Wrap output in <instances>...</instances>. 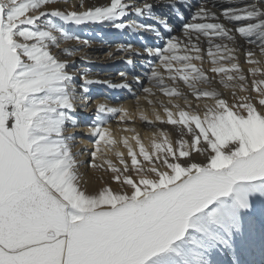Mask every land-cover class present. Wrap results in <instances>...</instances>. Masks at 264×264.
<instances>
[{
    "label": "snow or ice",
    "instance_id": "6c2138e0",
    "mask_svg": "<svg viewBox=\"0 0 264 264\" xmlns=\"http://www.w3.org/2000/svg\"><path fill=\"white\" fill-rule=\"evenodd\" d=\"M54 19L162 43L118 45L148 70L113 83L76 66L62 43L91 42ZM94 84L138 87L155 131L115 138L131 114L97 99L89 166L111 183L90 191L71 130ZM0 264H264V0H0Z\"/></svg>",
    "mask_w": 264,
    "mask_h": 264
},
{
    "label": "bare ground",
    "instance_id": "6f19581e",
    "mask_svg": "<svg viewBox=\"0 0 264 264\" xmlns=\"http://www.w3.org/2000/svg\"><path fill=\"white\" fill-rule=\"evenodd\" d=\"M77 0H71V3H76ZM107 0H86V3L88 5H102L106 3ZM136 2H139V0H136ZM191 2H195V0H191ZM67 7V5L65 6ZM168 9L160 8L156 10V14H159L160 12H167ZM137 19L138 22L143 23H153L150 20H147L146 18H137L134 14H130L127 20H125V23H128L129 21ZM54 22L60 23L64 25V22L59 21L58 19H54ZM71 25H64L66 30L70 28ZM84 26L89 27V31L93 34H99L100 39L96 43H91L90 47H82L80 45L75 44V42H64L62 43L61 47H68L72 48L73 46L77 50V55L75 57V64L79 68H88L93 74H99L98 76H95L93 78H99L101 80H110L113 83H122L124 81L121 80L118 73L120 71L128 72V82L133 83V76L132 73L135 71L136 73L142 74L143 72L148 70V65L145 64L143 68L140 67V65L144 62L143 57H133V59L136 60L137 67L133 69L131 66L127 65L124 57L125 53L116 51L117 46L120 44H128L131 43L136 48H141L142 44L147 42L149 46L153 44H159L162 43L158 41L154 36L146 37V40H141L140 35L145 34H136L131 29L127 30H119L114 27H111L108 23H89ZM178 34V33H174ZM109 51L113 52V55L109 57L108 53ZM103 52L105 55L103 56L106 60L103 59V61H99L100 58L98 57L99 54ZM81 57H86V60H82ZM152 59V58H148ZM241 63L242 66L247 69L248 65L243 63V57H241ZM116 72V74H115ZM144 86H150L147 82V80H144ZM218 86V85H217ZM127 93V89H112L109 88L106 85L102 84H94L91 86V95L92 100L90 101V104L92 105V110H86L84 111L81 119L80 126L74 130H71L74 135L79 132L81 135L79 136V140L76 139V147L74 148V151L80 153L78 156V159L80 160V173L83 177V180L85 183L83 184L84 187H87L88 190H94L101 187V180L100 178L103 177V180L105 182L111 183L109 175L105 174L102 170L101 171H95L93 170L89 164L91 160L90 153L93 149V143L92 138L87 133L88 124L85 122L89 118L93 117V111H94V103L97 99H103L107 98V102L110 104V106H120L123 105L126 107L131 114L130 121L125 125L122 123H118L119 117H111L109 119V126L112 130V134L115 138L120 139L122 136H129L131 137L132 133L121 131V129L128 127V128H135L136 131L140 134L141 138L143 139L145 145L147 146L149 144V140L151 137V134L155 129H153L151 126H148L144 121L141 120V114L147 116L149 119H154L153 116V105H150L148 101L145 99V95L138 87L135 85L133 86V92H132V99L128 96H123V98L117 97L120 92ZM154 91L157 92L155 97H148L149 100L159 101L164 100L165 103H167V98L162 96L157 90L154 89ZM135 93V95L133 94ZM139 97V99H137ZM79 111V109H78ZM162 114V113H161ZM79 134V133H78ZM78 137V136H77ZM134 143V142H133ZM88 147L90 153L88 152ZM119 150L125 151L122 145L117 146ZM108 155L111 157L112 153L109 152ZM112 187L116 188V184L112 183Z\"/></svg>",
    "mask_w": 264,
    "mask_h": 264
},
{
    "label": "rangeland",
    "instance_id": "374dc122",
    "mask_svg": "<svg viewBox=\"0 0 264 264\" xmlns=\"http://www.w3.org/2000/svg\"><path fill=\"white\" fill-rule=\"evenodd\" d=\"M68 31L71 32V33L74 34V35L79 36L80 39H82V40H89L91 43H96V42L101 38L100 35H99L98 33H97V34H93L92 32L89 31V27H88V26H84V25H80V26L71 25L70 28L68 29ZM104 55H105V53L101 52V53L99 54L98 57H100V56L103 57ZM103 59L106 60V59L103 57V58H100L99 61H103ZM115 74H116V72H115ZM125 92H126V91H124V92H120V93L118 94L117 97H119V98H123L124 95H125V96H128L129 98L132 97V92H128V95H127V93H125ZM131 99H132V98H131ZM92 118H93V117H92ZM92 118H89L88 120H91ZM80 129H81V128H79V129H78L79 132H77V133L75 134V137H76L77 140H79V136L81 135V133H80ZM78 133H79V134H78ZM77 136H78V137H77ZM89 148H91V147H88V146H87L88 152L90 153L91 150H89ZM92 151H93V150H92ZM92 151H91V152H92Z\"/></svg>",
    "mask_w": 264,
    "mask_h": 264
}]
</instances>
